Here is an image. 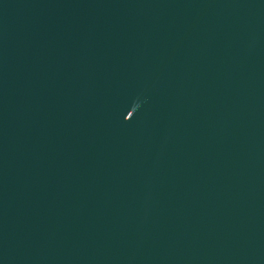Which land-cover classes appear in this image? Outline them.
<instances>
[{
    "label": "water",
    "instance_id": "1",
    "mask_svg": "<svg viewBox=\"0 0 264 264\" xmlns=\"http://www.w3.org/2000/svg\"><path fill=\"white\" fill-rule=\"evenodd\" d=\"M255 0H0V264H242Z\"/></svg>",
    "mask_w": 264,
    "mask_h": 264
}]
</instances>
